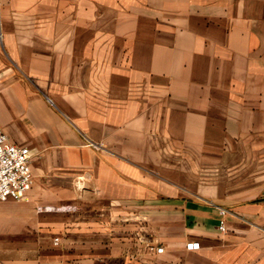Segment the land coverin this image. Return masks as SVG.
I'll use <instances>...</instances> for the list:
<instances>
[{"label": "crops", "instance_id": "1", "mask_svg": "<svg viewBox=\"0 0 264 264\" xmlns=\"http://www.w3.org/2000/svg\"><path fill=\"white\" fill-rule=\"evenodd\" d=\"M0 120V264H264V184L206 176L264 149V0H0Z\"/></svg>", "mask_w": 264, "mask_h": 264}, {"label": "built area", "instance_id": "2", "mask_svg": "<svg viewBox=\"0 0 264 264\" xmlns=\"http://www.w3.org/2000/svg\"><path fill=\"white\" fill-rule=\"evenodd\" d=\"M33 152L30 147L18 145L11 141L3 129L0 120V201L13 199L22 200L34 183L31 160ZM221 214H226V209H221ZM220 230L226 231L224 223L220 225ZM58 241V238H55ZM189 249L199 247V242H189ZM157 252H162L164 248L151 247Z\"/></svg>", "mask_w": 264, "mask_h": 264}, {"label": "rangeland", "instance_id": "3", "mask_svg": "<svg viewBox=\"0 0 264 264\" xmlns=\"http://www.w3.org/2000/svg\"><path fill=\"white\" fill-rule=\"evenodd\" d=\"M102 142H96V146L101 148ZM260 149V148H259ZM210 166L208 169L209 186H216L220 199L225 203L232 205L239 199L234 198V194L239 191L256 190L264 183H254L255 173L263 168L264 149L244 152H225V162L223 166H211L212 159L217 156V152H210ZM241 163V166H234L235 163ZM253 175V178L252 176ZM253 179V181H252ZM243 201H246L244 199Z\"/></svg>", "mask_w": 264, "mask_h": 264}]
</instances>
